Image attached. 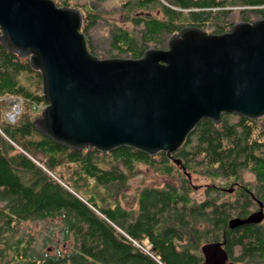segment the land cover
I'll use <instances>...</instances> for the list:
<instances>
[{
	"label": "trees",
	"instance_id": "16d2710c",
	"mask_svg": "<svg viewBox=\"0 0 264 264\" xmlns=\"http://www.w3.org/2000/svg\"><path fill=\"white\" fill-rule=\"evenodd\" d=\"M54 1L79 9L88 50L98 57L138 58L150 47L165 48L166 38L187 24L204 29L209 22L224 29L218 23L226 21L228 6H248L240 9L246 20L252 12L264 18V0H125L122 9L132 28L113 25L104 50L91 32L100 18L97 5L105 0ZM154 9L160 16L151 14ZM6 97L22 101L14 120L6 116ZM44 103L40 72L27 56L0 43V201L20 220L61 218L65 238L73 242L67 252L44 255L40 263L25 255L21 264H205L202 247L216 242L234 263L264 259L263 225L229 227L250 212L249 194L227 191V181L241 182L240 172L248 169L256 195L264 199V116L222 113L218 124L200 120L173 153L181 161L177 165L164 152L149 155L128 146L99 152L58 144L34 124ZM139 164L178 180L140 187L136 206L127 208L118 195ZM186 172L211 178L202 199L192 197ZM255 183L245 185L251 190Z\"/></svg>",
	"mask_w": 264,
	"mask_h": 264
},
{
	"label": "water",
	"instance_id": "95a60500",
	"mask_svg": "<svg viewBox=\"0 0 264 264\" xmlns=\"http://www.w3.org/2000/svg\"><path fill=\"white\" fill-rule=\"evenodd\" d=\"M81 26L79 9L54 0H0V43L40 72L46 105L34 124L58 144L164 152L180 165L172 155L200 120L264 116V18L219 34L187 25L166 48L150 47L138 58L98 57ZM220 250V242L205 244V264H219L212 257Z\"/></svg>",
	"mask_w": 264,
	"mask_h": 264
},
{
	"label": "rangeland",
	"instance_id": "374dc122",
	"mask_svg": "<svg viewBox=\"0 0 264 264\" xmlns=\"http://www.w3.org/2000/svg\"><path fill=\"white\" fill-rule=\"evenodd\" d=\"M124 1L125 0H105L97 5L99 9L98 15L100 18L91 33L95 40L98 41V45L104 50L108 48V33L109 29L113 27V25L123 26L127 29L132 28V23L127 19L126 12L122 9V3ZM226 8L229 9L231 13L227 14V16H225L226 18L223 20L232 23L240 22V17L238 16L239 7L228 6ZM151 14L157 15L158 13L154 9L151 10ZM158 16H160V14H158ZM187 16L188 14H184V22H187ZM247 17L252 20L263 18L259 14H250ZM204 30L211 33L210 27ZM169 37L170 36L166 38V47ZM104 57L110 56L106 53ZM6 101L9 104H13L12 99H8V97H6ZM191 177L192 183L195 187L208 186L212 184L211 178L204 175L195 174ZM240 178L241 183H254V175L248 169H244L240 172ZM177 180L178 178L175 176H168L154 170L146 164H139L136 170L132 174L128 175L126 179V187L120 191L118 198L122 206L134 208L137 203V191L140 187L150 185L160 186L166 181L177 182ZM220 182L225 183V180H221ZM228 182H231L229 183V186H227L229 189L228 191H230L235 182L227 181V183ZM216 186L224 187V184L221 185L217 183ZM206 189L207 187L194 189V191L191 192V195L196 199H202ZM222 197L227 198L228 195H224ZM1 205L2 203H0V207ZM15 231L17 239L21 237L24 238V244L28 246L29 250L37 255H57L59 253L69 251L73 246L71 236L65 238L64 225L62 219L59 217L26 220L18 223ZM7 257H9V255H7Z\"/></svg>",
	"mask_w": 264,
	"mask_h": 264
},
{
	"label": "flooded vegetation",
	"instance_id": "af4514ba",
	"mask_svg": "<svg viewBox=\"0 0 264 264\" xmlns=\"http://www.w3.org/2000/svg\"><path fill=\"white\" fill-rule=\"evenodd\" d=\"M238 7H239L238 16L240 17V21H252L251 18H248L249 20L244 19L246 16H243V14L240 13V9H246L248 8V6L240 5ZM230 13L231 12H228V14ZM250 14H254V13L252 12ZM228 23L229 22L227 21L219 22L218 25L220 26L225 25L224 29H221V28H216V27H210L209 22H206V26L205 28L204 27L203 28L207 29L210 27V29L213 30L214 32L215 31L216 32H226L231 28L233 24H235V23H232V25L229 26L227 25ZM187 25H191V24H187ZM254 183H255V177H254ZM256 185L257 183H255L254 189L249 190L248 185H245V183H241V182L235 183L234 189L243 190L244 192H247L250 197V212L246 216L238 217L237 219L243 220L252 215H255L257 217L259 213L262 216V219L259 222L246 223L242 225H256L257 224V225L264 226V199L258 194L256 195L255 193ZM0 203H2L0 207V264H21L23 260L25 259V255L27 256L34 255L37 257V259L38 258L40 259V260L38 259L37 263L42 262L41 261L42 256L34 254L31 250H29L28 246L24 244V241H25L23 240L24 238L21 237L17 239L16 237L15 230H16L17 224L20 222L26 221V220H20V219L15 218L14 216H11L7 208H5L6 203L3 201H0ZM27 220H30V219H27ZM7 255H9V257H7ZM212 261L217 262L219 264H233L234 263L228 258V255L223 247H222V250H220V252L218 251L215 253V255L212 257ZM263 262H264V259L260 261L259 263L263 264Z\"/></svg>",
	"mask_w": 264,
	"mask_h": 264
},
{
	"label": "built area",
	"instance_id": "2783aa9c",
	"mask_svg": "<svg viewBox=\"0 0 264 264\" xmlns=\"http://www.w3.org/2000/svg\"><path fill=\"white\" fill-rule=\"evenodd\" d=\"M18 112H19L18 102L14 100V104L11 110L8 112L7 116L8 118L13 119Z\"/></svg>",
	"mask_w": 264,
	"mask_h": 264
}]
</instances>
